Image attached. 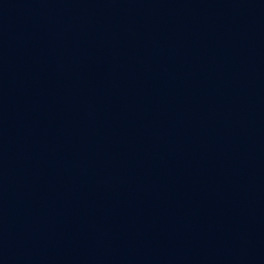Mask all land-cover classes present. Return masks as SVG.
Instances as JSON below:
<instances>
[{
	"label": "water",
	"instance_id": "water-1",
	"mask_svg": "<svg viewBox=\"0 0 264 264\" xmlns=\"http://www.w3.org/2000/svg\"><path fill=\"white\" fill-rule=\"evenodd\" d=\"M0 264H264V0H0Z\"/></svg>",
	"mask_w": 264,
	"mask_h": 264
}]
</instances>
